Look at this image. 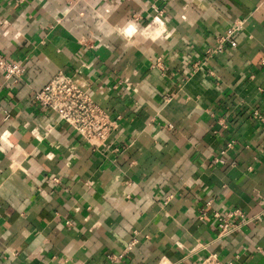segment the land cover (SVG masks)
I'll list each match as a JSON object with an SVG mask.
<instances>
[{"label":"crops","instance_id":"1","mask_svg":"<svg viewBox=\"0 0 264 264\" xmlns=\"http://www.w3.org/2000/svg\"><path fill=\"white\" fill-rule=\"evenodd\" d=\"M0 55V264H264V0H0ZM59 71L116 119L96 149L33 101Z\"/></svg>","mask_w":264,"mask_h":264},{"label":"built area","instance_id":"2","mask_svg":"<svg viewBox=\"0 0 264 264\" xmlns=\"http://www.w3.org/2000/svg\"><path fill=\"white\" fill-rule=\"evenodd\" d=\"M17 4H22L26 0H12ZM234 30L228 31L218 39L216 51H221L225 43L234 45L232 34ZM264 62V59H263ZM24 67L18 62H10L0 55V73L7 78L15 80L21 79ZM33 101L40 104L43 108L51 112L60 121L65 123L68 128L75 131L84 141L93 148L103 144L110 133L117 126L116 119L97 103L87 88V83L80 76L68 75L62 71L57 72L41 89L34 92ZM253 115L264 124V116L253 109ZM8 115L5 114V117ZM233 141L227 143L228 146ZM53 180L56 181L55 178ZM206 204H210L207 201ZM205 214L204 209L200 210V217ZM241 218L237 223L235 218ZM212 218L218 228V236L223 237L234 231L244 218L239 209L233 208L221 213L214 210ZM134 242L126 245L124 250L118 255L132 248ZM162 264H167L163 262ZM197 264H235L234 260L224 261L219 258L217 253L208 252L197 262Z\"/></svg>","mask_w":264,"mask_h":264},{"label":"bare ground","instance_id":"3","mask_svg":"<svg viewBox=\"0 0 264 264\" xmlns=\"http://www.w3.org/2000/svg\"><path fill=\"white\" fill-rule=\"evenodd\" d=\"M154 22H155V21H154ZM160 25H161V24H160ZM159 27H160V26H159ZM159 27H158V28H159ZM151 28H152V27H151ZM159 29H161V28H159ZM154 32H155V31H154ZM155 33H156V32H155ZM156 34H157V33H156Z\"/></svg>","mask_w":264,"mask_h":264}]
</instances>
